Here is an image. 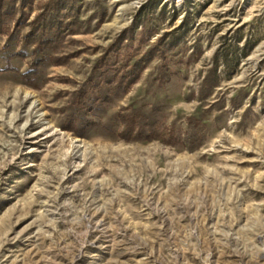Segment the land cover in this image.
Segmentation results:
<instances>
[{"label":"rangeland","instance_id":"rangeland-1","mask_svg":"<svg viewBox=\"0 0 264 264\" xmlns=\"http://www.w3.org/2000/svg\"><path fill=\"white\" fill-rule=\"evenodd\" d=\"M45 1L0 20V264H264V0H69L29 43Z\"/></svg>","mask_w":264,"mask_h":264},{"label":"trees","instance_id":"trees-1","mask_svg":"<svg viewBox=\"0 0 264 264\" xmlns=\"http://www.w3.org/2000/svg\"><path fill=\"white\" fill-rule=\"evenodd\" d=\"M23 1L24 0H0V20L2 18V15L8 17L10 14H12V12L16 9L15 8L16 3L18 2L22 3ZM66 8L69 9L72 8V3H69V0L45 1L44 4L42 5V10L40 11L39 14L36 15L34 20L31 22L32 32L30 34L31 38L29 43H31V41L40 44L43 43L49 44L51 42H54L55 39L59 36L60 31L63 29V27L68 25L67 23L65 24V22L62 21V15L64 14L63 10ZM151 52L152 50H148L145 56L148 57ZM36 60L37 61L35 62H39V58H37ZM141 61L142 58L138 59V61H135V63H133L131 67L128 70H126V72L132 73V71H135L139 67L140 64L139 62ZM213 62L214 63L211 69L212 71L216 69V64H217L216 56H213ZM123 74L121 73L120 76L124 77L125 75L122 76ZM206 80H207L206 78H203L202 80L203 87L206 86ZM122 117L124 118H121V123H123V127L120 131L121 135H123L126 140L134 139L135 135H133V129L136 125L134 116L123 115Z\"/></svg>","mask_w":264,"mask_h":264}]
</instances>
